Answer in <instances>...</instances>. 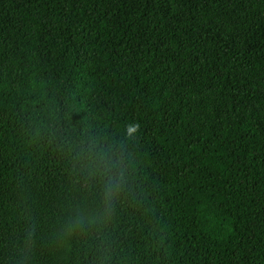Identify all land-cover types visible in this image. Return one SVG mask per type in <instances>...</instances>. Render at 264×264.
Instances as JSON below:
<instances>
[{
  "label": "trees",
  "instance_id": "1",
  "mask_svg": "<svg viewBox=\"0 0 264 264\" xmlns=\"http://www.w3.org/2000/svg\"><path fill=\"white\" fill-rule=\"evenodd\" d=\"M0 264H264V0H0Z\"/></svg>",
  "mask_w": 264,
  "mask_h": 264
},
{
  "label": "clouds",
  "instance_id": "2",
  "mask_svg": "<svg viewBox=\"0 0 264 264\" xmlns=\"http://www.w3.org/2000/svg\"><path fill=\"white\" fill-rule=\"evenodd\" d=\"M140 125L130 124L128 133L139 131ZM78 159L83 170L92 178H98L103 185V204L104 212L102 215L107 216L111 213L115 199L119 191L122 190L123 182V160L117 152L112 149H105L95 143L87 146L86 151L78 153ZM85 223L83 219L77 222V226Z\"/></svg>",
  "mask_w": 264,
  "mask_h": 264
}]
</instances>
